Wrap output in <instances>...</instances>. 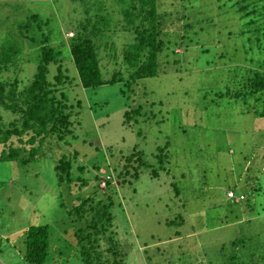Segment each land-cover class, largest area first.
Returning a JSON list of instances; mask_svg holds the SVG:
<instances>
[{
  "label": "rangeland",
  "instance_id": "rangeland-1",
  "mask_svg": "<svg viewBox=\"0 0 264 264\" xmlns=\"http://www.w3.org/2000/svg\"><path fill=\"white\" fill-rule=\"evenodd\" d=\"M37 1L42 3L0 0V51L16 35L21 39L24 36L20 42L24 41L23 48L31 55L24 68L26 78L36 72L32 60L37 58L46 36L58 38H53L49 45L62 50L61 32L69 41L85 18L103 32V41L115 45L114 51L104 47L100 50L102 78L111 79L115 72L124 70L123 49L133 42V35L124 30L120 11L102 19L109 0H45L48 5L43 7L35 4ZM224 1L184 0V8H194L187 10L191 20L197 21L189 37L191 43L174 46L175 30L181 34L183 30L177 24L170 28L172 31L169 29L163 38L173 46L170 52L178 56L166 51L161 61L170 63L167 73L134 85L137 93H130V101L120 94L119 85L106 84L96 89L69 87L71 98L83 102L78 119L81 121L82 117L84 129L80 131V141L62 151L51 150L50 157L58 159L64 153L69 157L78 151L76 166L87 168L89 174L86 172L84 178L90 179L88 186L80 188L75 180L70 185L58 186L50 157L27 166L15 161L0 162V264H26L22 259L23 239L30 226L41 225L50 229L49 256L44 264H84L75 253L77 240L73 235L84 224L77 222L76 215L69 210L78 205V198L97 190L93 180L96 174L107 179V173L111 174L116 197L119 196L112 209L113 231L118 232L114 240L121 244L125 264H262L264 118H251V113L237 109L232 101L222 107L221 98L217 97L228 89L239 90L245 79L243 70L251 66L240 63L244 56L234 59L228 55L234 49L228 33L235 34L240 27L234 11V16L229 14ZM131 2L126 0L127 7ZM219 2L226 6L219 7ZM91 4L94 7L86 15V5ZM168 5L163 1L159 11H172L169 18L175 21L177 9ZM113 8H118L116 3ZM32 14H38L47 24L40 25L41 30L35 24L18 29ZM201 48L208 49L207 56L198 53ZM175 59L180 62H172ZM62 66L71 81L73 65L65 62ZM55 69L50 65L52 76ZM226 98L232 99H222ZM139 106L140 113L123 125L124 112ZM167 120L166 135L179 137L183 144L175 148L176 153L168 149L158 152L159 147H165L163 129ZM180 122L185 127L179 128ZM181 130L187 135L181 134ZM82 138L88 143L84 144ZM93 139L95 146L89 144ZM174 145L171 142L168 148ZM138 151L146 165L142 166L139 178L133 177V171L131 176L123 177V185L118 174L124 173L126 157ZM195 152L201 154L188 160V155ZM153 171L158 173L157 177ZM100 191L107 194V186L101 184ZM228 191L236 196L241 192L245 199L234 203L227 196ZM121 210L126 213L128 224L123 223L126 219ZM171 221L175 223L168 224ZM104 257L113 260L109 254Z\"/></svg>",
  "mask_w": 264,
  "mask_h": 264
},
{
  "label": "trees",
  "instance_id": "trees-1",
  "mask_svg": "<svg viewBox=\"0 0 264 264\" xmlns=\"http://www.w3.org/2000/svg\"><path fill=\"white\" fill-rule=\"evenodd\" d=\"M109 1L110 5L105 6L107 12L102 19L106 20L115 11H120L124 16V30L133 35V42L125 45L123 49L125 68L115 72L111 79L102 78L100 50L104 47L114 51L115 45L102 40L103 32L96 28L89 18L80 21L75 37L69 41H66L61 32L59 37L62 50L49 45L53 38H58L52 37L51 34L46 36L45 41L42 42L44 46L40 49L37 58L32 60L36 63V72L29 78L25 77L24 68L29 64L28 56L31 55H27V50L23 48L24 41L20 42L24 40V36L21 39L16 35L15 39L9 40V44L1 48L0 162L15 161L21 166H27L38 159L50 157L51 150L62 151L64 147L72 146L73 143L80 141V135H82L80 131H83L84 127L82 117L81 121L78 119L80 118L78 109L82 108L83 102L71 98L72 89L69 87L72 88L75 85L82 89H96L106 84L119 85L120 94L130 101V93L133 95L137 93L133 88L134 85L140 86L144 80L154 79L167 73L166 66L170 63L162 62L161 57L166 51L174 50L170 42H166L163 38L170 28L177 24V27L183 30L182 34L175 30L177 37L174 46H185L187 41L191 43L189 37L193 28L196 29L197 26L194 25L197 21L191 20L187 10L194 8H184L182 5L184 0H133L130 7H127L126 0ZM163 1L169 2L168 7L177 9L175 21L169 18L171 15L169 13H173L172 11H159ZM41 2L38 4L37 1L35 4L42 7L48 5L45 0ZM224 2L222 4L219 2V7L226 6L228 13L232 15L234 11L240 27L237 33H228L231 44L233 43L232 46H234L228 55L230 54L234 59L244 56L240 63H249L251 66L247 65V68L243 70L245 79L242 84H239V90L228 89L224 93H218L217 97L221 98L222 107L232 101L236 103L237 109L246 110L254 119L264 118V0H226ZM115 3L118 7L116 9L113 8ZM86 6L89 8L86 15H89L94 5ZM102 8L104 9V5ZM45 23L47 24V20L41 21V16L32 14L18 26V29H26L33 24L39 28ZM100 40L103 43L99 42ZM198 53L207 56L208 49L201 48ZM169 54L178 56L173 52ZM63 55L66 56L65 59L61 58ZM175 61L180 62L176 59L172 62ZM65 62H71L74 68V78L71 81L65 75L62 66ZM50 65L56 67L53 76L50 73ZM225 96L233 100L227 98L223 100ZM141 109L142 107L139 106L133 111H125L123 125H128L133 115L137 116ZM94 138L98 141L96 136ZM94 140L89 144L95 146ZM82 142L88 143L84 138ZM99 142L100 140L98 144ZM78 154V151H74L69 157L65 153L58 159L50 157L54 164L53 178L58 186L70 185L75 180L80 183L81 188L88 186L91 182L90 179L84 178L85 173L88 172L87 168L83 165L76 166ZM142 158L143 154L140 151L126 157L127 165L124 167V173L118 174L123 185L126 181L122 178L126 175L131 176V171L134 172L132 175L135 179L139 178L142 166L146 165ZM75 167L79 175L75 173ZM107 174L109 177L105 181L107 194L100 191L105 177L96 174L93 180L97 190L90 191L92 194L87 197L78 198V205L69 210L76 215L77 222L84 224L83 229L73 233L77 240L75 253L82 257L84 264H125L126 257L123 255L121 244L114 240L118 232L113 231L115 224L112 209L119 196L116 197L118 194L112 185L111 174ZM152 174L155 177L158 176L156 171ZM174 190L175 195L179 196L177 188L174 187ZM98 192L100 196L97 195ZM172 223L175 222H168V224ZM124 224H128L127 219ZM176 235L181 236L179 232ZM23 245L22 259L26 264H44L50 250L49 226H30L23 239ZM107 254L113 258L111 262L108 257H104ZM260 259L264 264V250Z\"/></svg>",
  "mask_w": 264,
  "mask_h": 264
},
{
  "label": "crops",
  "instance_id": "crops-1",
  "mask_svg": "<svg viewBox=\"0 0 264 264\" xmlns=\"http://www.w3.org/2000/svg\"><path fill=\"white\" fill-rule=\"evenodd\" d=\"M251 118H253L254 119V117H251ZM166 123V127H165V129H163V131H164V134H165V136H163L164 138H165V147H159V150H158V152H163L164 150H167L168 149V152H172V153H176V149L175 148H177L178 149V147H179V145H181V146H183V144H182V142L181 141H179V140H181L179 137H177L176 139L175 138H169V136L168 135H166V130H167V128H168V120L165 122ZM178 126H179V128H183V127H185V125H182V123L180 122L179 124H178ZM181 132H182V134L184 135V136H186L187 134H185V130H181ZM143 141V140H142ZM145 142V141H144ZM171 142H175V145H174V147H172V149L171 148H168V146L169 145H171ZM197 142V141H196ZM167 145V146H166ZM200 155L201 154V152H195V153H193V154H189L188 155V160H192L195 156H197L198 154ZM196 154V155H195ZM195 155V156H194ZM192 156H194L193 158H191ZM185 160L187 161V158H185ZM185 161V162H186ZM188 162V161H187ZM241 177V176H240ZM239 181L240 180H238V183H239ZM239 185H241V186H243L242 184H240L239 183ZM229 192V191H228ZM237 196H243L244 197V199H245V196H244V194H242L241 192H239L238 194H237ZM240 203V202H239ZM239 203H237V204H239ZM122 211V214H123V217H125V219H127L126 218V213L124 212L123 213V210H121ZM124 219H123V223H124ZM130 230L133 232V230L130 228ZM135 238H137V236H136V234H135ZM140 246V245H139ZM140 247H142L143 248V246H140ZM137 253H138V251H137Z\"/></svg>",
  "mask_w": 264,
  "mask_h": 264
},
{
  "label": "built area",
  "instance_id": "built-area-1",
  "mask_svg": "<svg viewBox=\"0 0 264 264\" xmlns=\"http://www.w3.org/2000/svg\"><path fill=\"white\" fill-rule=\"evenodd\" d=\"M109 179V177L106 179H104L103 180V182H102V186L103 187H105V181L106 180H108ZM227 196L231 199V200H233L234 202H236V203H239V202H241V201H243L244 200V197L243 196H236L233 192H231V191H229L228 193H227Z\"/></svg>",
  "mask_w": 264,
  "mask_h": 264
}]
</instances>
